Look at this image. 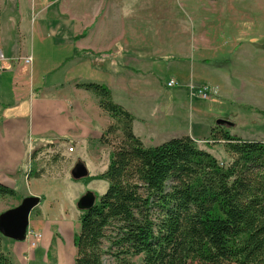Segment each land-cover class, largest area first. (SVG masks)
Returning a JSON list of instances; mask_svg holds the SVG:
<instances>
[{
	"label": "crops",
	"instance_id": "crops-1",
	"mask_svg": "<svg viewBox=\"0 0 264 264\" xmlns=\"http://www.w3.org/2000/svg\"><path fill=\"white\" fill-rule=\"evenodd\" d=\"M115 10L114 0H0L3 67L0 72V184L14 189L15 195L18 189L22 190L19 198L0 195V213L18 205L27 196L39 197L43 206L48 203L54 211L43 209L37 206L39 204L30 211L29 224L35 219L39 228L34 230L28 224L25 234L28 246L23 247L21 240L0 233L1 248L12 264H31L32 252L38 245L45 253L44 261L53 256V264H62L67 251L73 252L75 258V246L74 250L70 244H64V237L57 234V225L67 227L68 220L64 218L70 215L79 218L82 211L74 203L75 199L71 203L69 200V207L64 209L60 193L46 202L37 188V184L51 180L56 181L57 187H63L72 177H50L44 169H39L42 172L35 176L38 171L35 165L37 157L49 148L46 145H62L61 154L70 158L75 153V163L81 161L87 150L92 156L97 155L92 145L99 142L110 117L99 107L93 91L78 87V83L106 84L114 101L121 103L115 95L132 92L131 78H139L135 85L140 95L147 92V81L157 86L163 80L165 87L164 82L174 79L177 84L166 88V92L175 103L206 107L207 102H197L201 99L197 98L200 97L197 93L207 88V80L219 79L221 75L227 81L226 89L231 90L233 79L239 77L236 70L243 62L245 50L226 51L223 59H232L233 68L227 70L220 65L221 72L208 69L214 59L211 52L196 49L207 47L205 41L191 39L190 55L185 58L149 53L150 46L146 43L131 41L125 35L120 37L117 31L124 25L117 23ZM124 23L125 20L121 24ZM208 89V96L211 93L221 98L226 96L218 86ZM70 143L74 144L73 151L67 152ZM88 145L91 149L86 147ZM53 156L57 158L58 154ZM75 208L79 212H75ZM30 230L41 234L35 248L30 244Z\"/></svg>",
	"mask_w": 264,
	"mask_h": 264
},
{
	"label": "trees",
	"instance_id": "trees-1",
	"mask_svg": "<svg viewBox=\"0 0 264 264\" xmlns=\"http://www.w3.org/2000/svg\"><path fill=\"white\" fill-rule=\"evenodd\" d=\"M77 86L93 91L112 120L100 140L110 144L106 134L117 131L122 138L93 177L108 187L80 214L74 264H103L104 239L121 264H264V141L211 129L209 142L222 140L226 159L190 136L145 146L106 84ZM15 193L0 184V195ZM0 264H12L1 241Z\"/></svg>",
	"mask_w": 264,
	"mask_h": 264
},
{
	"label": "rangeland",
	"instance_id": "rangeland-1",
	"mask_svg": "<svg viewBox=\"0 0 264 264\" xmlns=\"http://www.w3.org/2000/svg\"><path fill=\"white\" fill-rule=\"evenodd\" d=\"M114 3L116 10L113 15L117 23L124 25V28L121 26L117 31L120 37L123 38L125 35L131 41L146 43L150 46L149 53L154 51L185 58L190 55L191 39L205 41L207 47L196 49L211 52L214 59L213 63L208 65V69L212 72H221L220 65H224L227 70L232 66V59L231 61L223 59L227 56L226 51L245 50L243 62L240 63L239 70H236L239 77L233 79V89H226L227 81L221 75V79L207 80L206 96L197 97L201 98L197 102H207L206 107L202 106L203 104L187 107L189 104L183 106L175 103L173 97L167 94L168 87L166 82L164 87L163 80H161L162 84L157 86L147 81L148 90L146 87L147 92H143L145 95H140L138 86L135 85L139 78H131L130 86L134 87L131 88L132 92L128 95L115 96L118 101L121 100V103L117 102L118 104H124L129 108L127 110L134 117L133 133L145 146L157 145L174 137L190 136L197 140L199 146L208 149L218 158L226 159L223 141L220 140V144L209 142L211 129H215L217 134L228 130L242 139L248 137L264 141V0H114ZM124 20L125 23L121 24ZM246 50L251 51L252 54H248ZM217 86L219 90L223 89L225 97H217L212 93L207 95L208 87ZM219 118L228 119L233 124H223L218 127L216 120ZM111 122L110 119L109 123ZM106 138L110 140V144L99 139L98 143L92 145L96 148V156H92L87 150L81 161L79 160L87 165L88 176L80 179L71 178L63 187L62 185L57 187L56 181L51 179L50 182L37 184L39 191H42L41 195L46 197V202L50 197H56L60 193L63 208L67 209L69 200L71 203V200L75 199L76 204V201L89 190L93 191L97 198L106 191L108 181L93 177L105 169L109 162V153L118 145L122 135L117 131L106 134ZM54 146L55 144L51 147L46 145L49 148L37 157L35 169H44L50 177L70 176L71 167L76 161L75 153H72L73 156L70 158L61 154L64 151L62 145L55 148ZM69 146L74 144L67 145V152ZM86 147L91 149L89 145ZM56 153L57 160L52 157ZM18 191L15 195L17 198L20 197L19 193L22 190L18 189ZM38 204L39 207L43 206L42 200ZM45 208L53 211L48 203L43 206V209ZM74 210L79 212L77 208ZM64 220L69 221H65L68 223L67 227L57 225L59 228L57 234L60 238L64 237L65 245L70 244L75 250L74 237L78 232L80 220L75 215H70ZM37 223L32 219L29 225L34 230H38ZM105 234L106 237L113 236V226L108 227ZM27 238L26 236L21 240L23 247L27 244ZM38 248L39 245L36 251L32 252L31 264H53L54 257L44 261L45 253ZM103 248L105 249L102 256L103 264H121L112 254L113 247L106 239L103 241ZM66 256L62 264H74V253L67 251ZM132 261L134 264L140 263L138 257L132 258Z\"/></svg>",
	"mask_w": 264,
	"mask_h": 264
},
{
	"label": "water",
	"instance_id": "water-1",
	"mask_svg": "<svg viewBox=\"0 0 264 264\" xmlns=\"http://www.w3.org/2000/svg\"><path fill=\"white\" fill-rule=\"evenodd\" d=\"M216 124L232 125L233 122L219 118ZM70 175L74 179H80L88 175V169L82 162H78L70 170ZM39 200L37 196H27L18 205L0 213V233L14 240L25 239L29 213L39 203ZM96 200L97 197L93 191L89 190L77 200L76 206L80 211L88 210L94 206Z\"/></svg>",
	"mask_w": 264,
	"mask_h": 264
},
{
	"label": "built area",
	"instance_id": "built-area-1",
	"mask_svg": "<svg viewBox=\"0 0 264 264\" xmlns=\"http://www.w3.org/2000/svg\"><path fill=\"white\" fill-rule=\"evenodd\" d=\"M30 60V57L26 59V61H29ZM3 67H2V54L0 53V72L2 71ZM176 81L174 79H169L166 81V86L168 88H171V87H174L176 85ZM206 91H207V88H201L198 90V96L200 97H205L206 96ZM68 151L69 152H72L73 151V146H69L68 147ZM28 234H30L32 236V241H31V246H35V243L36 241L40 238L41 234L40 233H37V232H33V231H28Z\"/></svg>",
	"mask_w": 264,
	"mask_h": 264
},
{
	"label": "bare ground",
	"instance_id": "bare-ground-1",
	"mask_svg": "<svg viewBox=\"0 0 264 264\" xmlns=\"http://www.w3.org/2000/svg\"><path fill=\"white\" fill-rule=\"evenodd\" d=\"M88 176V175H87ZM86 177V176H85ZM83 178V177H82Z\"/></svg>",
	"mask_w": 264,
	"mask_h": 264
}]
</instances>
